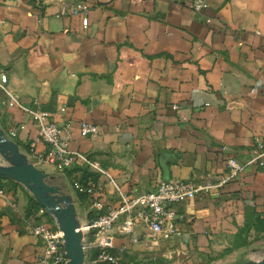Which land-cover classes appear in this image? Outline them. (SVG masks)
<instances>
[{
  "label": "crops",
  "instance_id": "1",
  "mask_svg": "<svg viewBox=\"0 0 264 264\" xmlns=\"http://www.w3.org/2000/svg\"><path fill=\"white\" fill-rule=\"evenodd\" d=\"M77 1L0 0V66L8 74L0 128L15 131L9 138L22 153L37 138L29 111H45L69 150L134 195L162 179L219 177L227 159L245 163L257 142L264 145V0H206L200 11L189 7L192 0H81L87 29L69 12ZM82 122L98 135L82 136ZM262 161L174 204L179 233L164 238L139 227L131 244L114 228L113 250L122 258L140 248L176 264L251 261L264 241ZM75 167L40 168L69 184L83 218L116 204L105 174ZM73 182L93 185L92 193L78 194ZM34 200L19 182L0 179V264H43V240L32 228L55 220L39 214Z\"/></svg>",
  "mask_w": 264,
  "mask_h": 264
},
{
  "label": "built area",
  "instance_id": "2",
  "mask_svg": "<svg viewBox=\"0 0 264 264\" xmlns=\"http://www.w3.org/2000/svg\"><path fill=\"white\" fill-rule=\"evenodd\" d=\"M206 6V0H192L189 7L194 11H200ZM88 6L85 2L78 0L70 9L72 15L81 18L83 29L89 26L87 16ZM8 79L7 70L0 66V90L8 94L6 83ZM10 99L16 101L9 93ZM176 108V106H174ZM28 110V109H26ZM29 111V110H28ZM36 120L37 138L32 142L25 153L28 160L40 168L46 164L52 165L58 172L75 165H85L88 168L105 174L113 184L118 200L115 205L109 207L103 213L87 217L80 222V230L83 234L82 245L85 251V260L91 250L96 249L97 254L91 263L121 264L120 252L113 250L111 231L116 228L119 234L127 237L131 244L140 240L139 227L147 230L150 234L160 235L168 238L179 233L176 227V220L179 213L173 205L184 198H193L201 192L209 191L213 187H221L231 180L248 165L257 163L263 165L264 145L257 142L253 149V156L245 163H240L234 158L226 160V173L219 177L209 176L201 181H185L180 179L160 180L157 185L144 192L134 195L122 194L116 182L96 161L78 151H71L68 148V137L62 133V128L55 122L47 120L48 113L45 111H29ZM98 127L94 124L82 122L80 133L82 136L98 135ZM15 131H10L7 136H15ZM42 142L46 148L38 150L36 143ZM42 169V168H41ZM75 189L92 193L93 185L83 187L80 183L74 182ZM93 206H100L97 200H93ZM46 210L40 207L39 214ZM33 233L43 240V252L41 259L43 264H65L67 262L64 250L62 232L56 223L50 226L45 222L38 223L32 228Z\"/></svg>",
  "mask_w": 264,
  "mask_h": 264
},
{
  "label": "water",
  "instance_id": "3",
  "mask_svg": "<svg viewBox=\"0 0 264 264\" xmlns=\"http://www.w3.org/2000/svg\"><path fill=\"white\" fill-rule=\"evenodd\" d=\"M0 157L6 162H0V176L24 185L38 204L54 218L64 240L67 257L65 264H84L83 234L71 196L60 194L56 186L48 184L45 181V171L30 162L26 154L19 150L17 144L2 128H0ZM234 264H264V255L257 261Z\"/></svg>",
  "mask_w": 264,
  "mask_h": 264
},
{
  "label": "rangeland",
  "instance_id": "4",
  "mask_svg": "<svg viewBox=\"0 0 264 264\" xmlns=\"http://www.w3.org/2000/svg\"><path fill=\"white\" fill-rule=\"evenodd\" d=\"M45 181L50 185L56 186L59 189L60 194L70 195L73 200V203L74 201L76 203V198L74 194L70 192L69 184H67L66 182L64 183L60 177L47 176L45 177ZM73 183H71L72 186ZM76 207L77 206H75V209ZM76 212H77V218L80 222H83L84 220L87 219V218H83L82 210L77 208ZM47 214L49 213L47 212ZM255 248L256 250L251 251L249 253L251 261H257L264 255V241L262 242L259 241V243L257 244V246H255ZM84 264H104V263H100V262L91 263L90 260L87 258ZM121 264H176V262L172 258L162 257L156 254L155 252L142 251L140 248L139 249L136 248L133 250H129L124 254V256L121 258Z\"/></svg>",
  "mask_w": 264,
  "mask_h": 264
},
{
  "label": "trees",
  "instance_id": "5",
  "mask_svg": "<svg viewBox=\"0 0 264 264\" xmlns=\"http://www.w3.org/2000/svg\"><path fill=\"white\" fill-rule=\"evenodd\" d=\"M76 167L74 166V167H71V168H67V169H65V171H68V172H70L71 170H73V169H75ZM6 177H4V176H0V179H5ZM76 191H77V193L79 194V191L76 189ZM34 204L37 206V207H39L40 205L34 200ZM45 213H47V212H45ZM89 217V216H88ZM96 254H97V250L96 249H93V250H91L90 251V253H89V255H88V259L89 260H93L94 258H95V256H96Z\"/></svg>",
  "mask_w": 264,
  "mask_h": 264
}]
</instances>
